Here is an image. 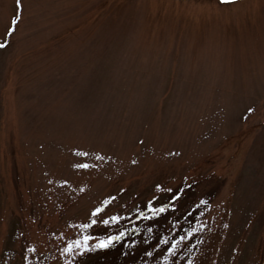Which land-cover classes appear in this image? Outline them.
<instances>
[{
	"label": "rangeland",
	"instance_id": "rangeland-1",
	"mask_svg": "<svg viewBox=\"0 0 264 264\" xmlns=\"http://www.w3.org/2000/svg\"><path fill=\"white\" fill-rule=\"evenodd\" d=\"M0 45V264L167 197L158 263L264 264V0H0Z\"/></svg>",
	"mask_w": 264,
	"mask_h": 264
},
{
	"label": "trees",
	"instance_id": "trees-1",
	"mask_svg": "<svg viewBox=\"0 0 264 264\" xmlns=\"http://www.w3.org/2000/svg\"><path fill=\"white\" fill-rule=\"evenodd\" d=\"M169 197L159 201L151 209L134 212L124 218L104 225L97 234L99 240L108 236L116 237L104 249L106 257L101 254L99 259L90 261L88 264H160L155 260L157 253L156 245L164 238L166 225L170 220ZM161 209L163 211H161ZM124 233L120 236V233ZM180 232V229H179ZM103 250V249H102ZM117 255V257H116ZM103 257V258H102ZM124 257L122 260L121 258ZM107 258V260L105 259ZM109 258H113L110 260Z\"/></svg>",
	"mask_w": 264,
	"mask_h": 264
},
{
	"label": "snow or ice",
	"instance_id": "snow-or-ice-1",
	"mask_svg": "<svg viewBox=\"0 0 264 264\" xmlns=\"http://www.w3.org/2000/svg\"><path fill=\"white\" fill-rule=\"evenodd\" d=\"M18 2H19V0H18ZM0 47H3V45H0ZM249 111H251V109H249ZM83 167H87V165L85 164V165H83ZM180 195H181V193L177 192L176 195H174L172 197V199L176 200ZM161 211H163V210L161 209ZM123 235H124V233L121 232L120 236H123ZM84 239L87 240L88 237H85ZM115 239H119V237L118 236H116V237L108 236L106 238H102L101 240H99L94 246L95 247H99V248H104V247H107L109 244H111L112 241L115 240ZM169 251H171V249H169Z\"/></svg>",
	"mask_w": 264,
	"mask_h": 264
}]
</instances>
